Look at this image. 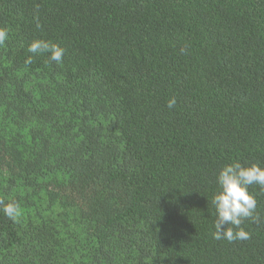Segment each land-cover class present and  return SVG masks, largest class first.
I'll return each mask as SVG.
<instances>
[{"label": "trees", "instance_id": "1", "mask_svg": "<svg viewBox=\"0 0 264 264\" xmlns=\"http://www.w3.org/2000/svg\"><path fill=\"white\" fill-rule=\"evenodd\" d=\"M0 264H264V0H0Z\"/></svg>", "mask_w": 264, "mask_h": 264}]
</instances>
